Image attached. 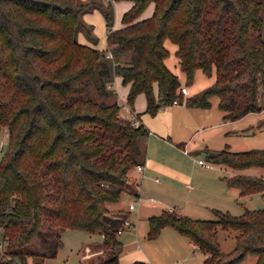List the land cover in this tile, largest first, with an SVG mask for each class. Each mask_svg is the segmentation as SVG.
<instances>
[{"label":"trees","instance_id":"1","mask_svg":"<svg viewBox=\"0 0 264 264\" xmlns=\"http://www.w3.org/2000/svg\"><path fill=\"white\" fill-rule=\"evenodd\" d=\"M124 1L130 7L113 29L111 5L96 0H0V131L9 134L0 160V264L54 258L65 229L101 234L98 264H118L126 215L116 216L115 207L130 193L131 170L145 166L149 132L139 114L122 115L108 89L114 77L127 87L129 109L143 95L151 116L175 99L208 109L211 97L223 122L264 110V0ZM95 10L104 17L106 51L94 48L93 27L83 20ZM80 33L91 46L78 42ZM166 40L176 46L186 84L201 71L214 76L212 85L183 101L165 64ZM258 128L264 130V119ZM205 154L234 172L264 168V149ZM222 180L239 196L264 199L263 178ZM213 213L204 221L162 210L148 218V238L170 227L205 255L201 264H241L247 257L264 264V209ZM217 228L238 233L227 254Z\"/></svg>","mask_w":264,"mask_h":264},{"label":"rangeland","instance_id":"2","mask_svg":"<svg viewBox=\"0 0 264 264\" xmlns=\"http://www.w3.org/2000/svg\"><path fill=\"white\" fill-rule=\"evenodd\" d=\"M82 1L88 3L90 0ZM96 1L102 6L111 5L113 29L119 28L121 17L129 8L128 2L124 0ZM145 13L147 12L145 11ZM83 18L87 25L93 27V35L97 41L94 48L99 51L107 50L106 26L102 13L94 11L86 14ZM262 38L264 39V29ZM77 40L81 44L91 46V43L82 33L78 35ZM164 46L169 52L165 60L167 68L177 76L180 87H185L188 91L187 95H180L183 101L186 97L193 96L212 85L214 76H206L201 71L195 73L192 84H186L174 55L176 46L168 40L165 41ZM108 89L113 93L112 97L118 103L121 105L125 103L127 87L122 85L118 77L113 78V81L108 85ZM114 98L108 99L107 102H112ZM95 99L98 102L106 103L103 98L97 95H95ZM216 102L217 98L211 97L210 107L200 109V116L193 118L196 123L192 127L193 131L171 124V121L180 124L189 119L188 116L180 112L186 109L184 102L178 106H169L170 109H166L167 107L160 109L154 116H151L145 112L144 96L138 95L136 97L132 109L140 115L142 124L149 131L146 141V168L148 170L143 171L144 175L141 182L140 175L137 173L136 184L139 183L140 198L122 197L117 205L126 209L129 205H132L134 208V211L130 213L129 210H125L121 213L118 211L119 214H116V216L122 217L126 215L125 220L129 224L122 227V233L117 237L123 246L118 264H132L134 262L146 264H199L201 258L202 261L205 259V255L199 253L198 248L193 250L188 245V239L184 235L170 227L162 228L155 238L149 239V217L146 216L158 215L164 210L175 213L177 216L183 215L193 220L205 221L215 218L213 210L239 216L245 210L264 209V199L258 194L249 195L240 200L227 192L222 179L231 177L230 173L233 171L222 166L213 165L207 160L205 154V150L216 152L228 149L231 152H246L254 149H264V130H259L257 124L252 127L249 126V129L241 132H234V130L229 129L226 131L220 130L222 114L218 110ZM121 113L124 117L130 118L124 111L121 110ZM261 113L264 117V110ZM206 114H208L207 117ZM130 119H133V117ZM204 119H206V122H199L204 121ZM190 120L192 121L191 117ZM191 121H189L190 125H193ZM167 123L170 124L174 144H171L168 139H171V137L165 135L167 134L165 133ZM196 129L199 131L195 132ZM179 141L185 143L186 153L176 146L177 143L175 142ZM199 161L202 163L200 164ZM244 171L248 174L263 176L260 178L264 179V168L253 167ZM148 200H153L157 205L152 208ZM237 234L236 231L217 228V238L223 253L227 254L233 249ZM61 241L62 246L54 258L29 259L27 264H98L100 255L91 257L87 262L82 259V253L86 246L91 247V250L100 248L102 244L101 234L65 229L61 233ZM253 262L254 257H247L241 264H253Z\"/></svg>","mask_w":264,"mask_h":264},{"label":"crops","instance_id":"3","mask_svg":"<svg viewBox=\"0 0 264 264\" xmlns=\"http://www.w3.org/2000/svg\"><path fill=\"white\" fill-rule=\"evenodd\" d=\"M127 5H129V7H130V3L128 2L127 3ZM152 5H150L148 8H147V10H146V12L147 13H145L144 12V14H143V17L145 18V17H149L150 15H151V13H152ZM95 11H97V10H95ZM94 12V11H93ZM92 13V12H91ZM90 14V13H89ZM85 16V15H84ZM84 19V18H83ZM176 50V49H175ZM106 51V50H105ZM120 104V103H119ZM123 104H125V103H123ZM122 104V105H123ZM216 104H217V102H216ZM173 106V105H172ZM171 106V107H172ZM174 106H178V105H174ZM171 107H167L166 109H170ZM187 110V111H186ZM131 112H132V115L130 116V117H133L136 113H135V111L132 109L131 110ZM180 112H182V114H185L186 116H188L189 117V119L188 120H184L183 121V123H180V124H175V123H173V121H171V124H174L175 126H177V127H181L182 129H192V127L194 126V125H196V123L193 121V118H195V117H198V116H200L199 114H200V109H190V108H187L186 107V109L185 110H182V111H180ZM222 114V113H221ZM223 115V114H222ZM206 117L208 116V114H206L205 115ZM190 117H191V119H192V121L190 120ZM205 117V118H206ZM263 115H262V113L260 112V113H251V114H248V115H246V116H244L243 118H241L240 120H237V121H235V122H223V121H221V123H220V130H222V131H226L227 129H229V130H234V132H241V131H244V130H246V129H249V126H255V124H259L260 123V121L261 120H263ZM189 121H191V123H193V125L191 124L190 125V122ZM140 122H141V120H140ZM199 122H201V123H204V122H206V119H204V121H199ZM142 123V122H141ZM168 124V126L165 128V129H167L166 131H165V133H167V134H165V135H169L170 137H171V127H170V124L169 123H167ZM201 125V124H200ZM200 125H199V127H200ZM198 127V128H199ZM236 130H235V129ZM200 129V128H199ZM148 130V129H147ZM193 131H194V129H192ZM228 130V131H229ZM196 131H199L198 129H196L195 130V132ZM149 132V131H148ZM149 136V135H148ZM169 136H167V137H169ZM169 140H170V143L171 144H174V142L172 141V137H171V139L170 138H168ZM177 141V140H176ZM175 143H182L183 144V146H182V151L184 152V153H186V148H185V143L184 142H181V141H179V142H175ZM146 161H147V159H146ZM146 161H145V166H144V170H148L147 168H146ZM213 165H215V164H213ZM217 166H219V165H217ZM146 168V169H145ZM143 170V171H144ZM137 171H136V169H133V170H131V172L129 173V179H131V180H129V185H130V193H125V194H123L122 195V197H125V198H131V199H134L135 198V196H133L132 195V193H135V194H138V196H139V198H140V196H141V190H140V187H139V185H136V180H137ZM231 175H246V176H252V177H263V176H258L257 174H248V173H246L245 171H241V172H232V173H230ZM224 184V183H223ZM191 188V187H190ZM227 189V192H229L233 197H235L236 199H245L247 196H239V194H238V191L237 190H235V189H228V188H226ZM228 193V194H229ZM255 195H257V194H255ZM121 197V198H122ZM129 207V206H128ZM128 207H127V209L126 208H121V207H119V206H116L115 207V211H125V210H128ZM152 207V206H151ZM153 208V207H152ZM132 211H134V209L132 210ZM131 211H129V213H130ZM129 213H128V217H129ZM146 217H150V216H146ZM188 241V245L189 246H191L192 248H193V250H197V247L193 244V243H191L189 240H187ZM90 249L91 250V247H89V246H86L85 247V249ZM94 250H92V251H97L98 249H100V248H93ZM199 253H202V252H200L199 251ZM97 257L99 256V255H96ZM203 261H202V258H201V261L199 262V264H201Z\"/></svg>","mask_w":264,"mask_h":264},{"label":"built area","instance_id":"4","mask_svg":"<svg viewBox=\"0 0 264 264\" xmlns=\"http://www.w3.org/2000/svg\"><path fill=\"white\" fill-rule=\"evenodd\" d=\"M107 57H108V58H111V54H108ZM179 94H180L181 96H185V95L188 94V91H187V89H186L185 87H182V88L179 89ZM173 105H179L177 99H175V100L173 101ZM121 110L124 111L126 114H128V116H131V114H132V113L130 112L129 107H128L126 104H123V105H122ZM8 137H9L8 131H7L6 129L2 130V132L0 133V160H1L2 156H3V153H4V151H5V148H6V146H7V143H8ZM199 163L201 164L202 162L199 161ZM143 168H144V167H142V166H137V167L135 168L136 171L138 172V174L140 175V182H141V180H142V178H143V175H144V174H143V170H144ZM138 181H139V179H138ZM138 184H139V183H138ZM138 199H139V198H138ZM148 202H149V204H150L152 207H155V206L157 205V203L154 202L153 200H148ZM133 209H134L133 206H132V205H129L128 210H129V211H132ZM170 211H171V210H170ZM128 225H129L128 222L125 221V222H124V226H128ZM118 233L120 234V232H118Z\"/></svg>","mask_w":264,"mask_h":264},{"label":"water","instance_id":"5","mask_svg":"<svg viewBox=\"0 0 264 264\" xmlns=\"http://www.w3.org/2000/svg\"><path fill=\"white\" fill-rule=\"evenodd\" d=\"M101 254V249H98L97 251H92L90 249H84V252L82 253V259L85 261H89L91 257L100 255Z\"/></svg>","mask_w":264,"mask_h":264}]
</instances>
